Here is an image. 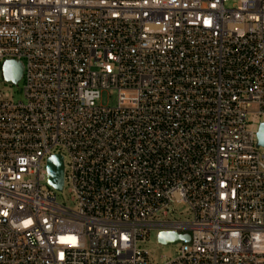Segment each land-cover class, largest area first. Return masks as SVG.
I'll use <instances>...</instances> for the list:
<instances>
[{
  "label": "built area",
  "instance_id": "1",
  "mask_svg": "<svg viewBox=\"0 0 264 264\" xmlns=\"http://www.w3.org/2000/svg\"><path fill=\"white\" fill-rule=\"evenodd\" d=\"M0 76V264H264V0H0Z\"/></svg>",
  "mask_w": 264,
  "mask_h": 264
},
{
  "label": "rangeland",
  "instance_id": "2",
  "mask_svg": "<svg viewBox=\"0 0 264 264\" xmlns=\"http://www.w3.org/2000/svg\"><path fill=\"white\" fill-rule=\"evenodd\" d=\"M233 1H228L225 3V8H231ZM0 86L3 92H6L10 95L11 99L14 102L23 101V82L19 81L16 85H8L4 83L0 76ZM117 93L114 90H103L100 92L99 99L97 104L104 107H113L116 105ZM67 163V159H65ZM71 194L69 192L68 184H65L61 192L56 193V200L60 204H65L68 206H73L71 201ZM186 208L181 205H174L169 209L166 220L172 221H183L189 218V215H186ZM149 251V264H161L165 260L172 258L175 255L177 246L174 245H160L157 241V231L151 230L149 233L148 241L144 245Z\"/></svg>",
  "mask_w": 264,
  "mask_h": 264
},
{
  "label": "water",
  "instance_id": "3",
  "mask_svg": "<svg viewBox=\"0 0 264 264\" xmlns=\"http://www.w3.org/2000/svg\"><path fill=\"white\" fill-rule=\"evenodd\" d=\"M21 69L18 65L13 63L5 64V79L14 84L19 80ZM258 139L262 146H264V125L261 126ZM48 183L56 190L60 191L62 187V171L63 163L60 156H53L47 161ZM159 244L172 245L177 242V236L174 233L161 232L157 235Z\"/></svg>",
  "mask_w": 264,
  "mask_h": 264
}]
</instances>
